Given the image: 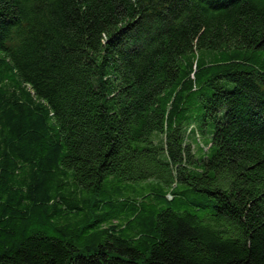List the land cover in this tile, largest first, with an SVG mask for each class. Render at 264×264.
<instances>
[{
    "label": "trees",
    "instance_id": "1",
    "mask_svg": "<svg viewBox=\"0 0 264 264\" xmlns=\"http://www.w3.org/2000/svg\"><path fill=\"white\" fill-rule=\"evenodd\" d=\"M0 264H264V0H0Z\"/></svg>",
    "mask_w": 264,
    "mask_h": 264
}]
</instances>
